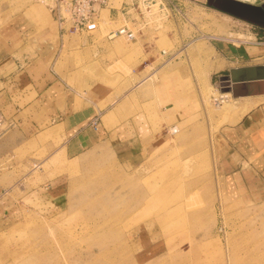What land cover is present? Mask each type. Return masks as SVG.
Masks as SVG:
<instances>
[{
    "label": "crops",
    "instance_id": "0c3cea01",
    "mask_svg": "<svg viewBox=\"0 0 264 264\" xmlns=\"http://www.w3.org/2000/svg\"><path fill=\"white\" fill-rule=\"evenodd\" d=\"M129 1L117 7L112 0L100 8L89 24H97L93 30L88 25L65 33L38 4L29 5L37 6L38 14L28 7L0 28V112L7 123L0 137V172L7 165L18 182L27 174L24 167H37L30 178L38 185L30 188L26 203L50 202L44 206L58 209L67 204L65 178L50 177L44 167L51 160H61L55 164L61 171L110 164L129 171L176 133L172 127L180 129L192 114V83L200 94L189 46L194 45L202 62L210 61L201 62L199 71L210 81L216 78L215 85L231 68L264 64L263 29L237 42L202 30L185 34L182 11L163 18L158 14L150 24L136 12H125ZM194 1L172 2L184 10ZM176 21L178 27H170L163 38L158 35L163 25L166 29ZM124 24L136 31L135 40L116 34ZM166 40L174 48H161ZM223 93L233 98L232 92ZM235 99L239 102L231 109L239 116L222 127L221 147L228 146L232 155L239 149L251 160H264V94ZM217 104L227 103L218 99Z\"/></svg>",
    "mask_w": 264,
    "mask_h": 264
},
{
    "label": "rangeland",
    "instance_id": "374dc122",
    "mask_svg": "<svg viewBox=\"0 0 264 264\" xmlns=\"http://www.w3.org/2000/svg\"><path fill=\"white\" fill-rule=\"evenodd\" d=\"M32 4L50 13L39 0H0V28ZM187 4L181 10L186 20L163 25L161 38L180 24L185 34L202 30L236 42L248 39L242 20L208 3ZM30 12L39 10L32 6ZM106 12L102 17L109 21ZM161 42V48H174ZM193 47L187 52L200 94L192 83V114L138 166L61 171L55 165L61 160H51L44 166L49 176L65 178L67 204L59 209L25 202L38 185L30 178L37 167H24L27 174L18 182L11 168L2 167L0 264H264V160L221 147V129L237 120L231 107L239 100L199 71L210 61L202 62ZM218 99L227 104L218 105Z\"/></svg>",
    "mask_w": 264,
    "mask_h": 264
},
{
    "label": "built area",
    "instance_id": "2783aa9c",
    "mask_svg": "<svg viewBox=\"0 0 264 264\" xmlns=\"http://www.w3.org/2000/svg\"><path fill=\"white\" fill-rule=\"evenodd\" d=\"M39 1L47 6L54 20L63 32L77 33L81 32L90 23L95 21L98 16L99 9L110 4L112 0ZM172 1L173 0H130L129 2H126V6L128 8L125 12H136L140 14V16L147 18L150 22H153V20L157 18L156 16H158V14H161L160 16L163 18L170 16V14H173L174 12L181 13V10H178L177 6H175ZM116 34L124 36L127 40H135L137 37L136 31L130 29L126 24L118 27ZM162 53L166 54V51L163 50ZM217 88H222V84H218ZM10 125L14 124L10 123ZM6 126V119L0 112V137Z\"/></svg>",
    "mask_w": 264,
    "mask_h": 264
},
{
    "label": "water",
    "instance_id": "95a60500",
    "mask_svg": "<svg viewBox=\"0 0 264 264\" xmlns=\"http://www.w3.org/2000/svg\"><path fill=\"white\" fill-rule=\"evenodd\" d=\"M209 5L242 20L245 37L251 38L254 29L264 30V2L253 4L243 0H208ZM222 90L233 97L264 94V64L231 68L222 76Z\"/></svg>",
    "mask_w": 264,
    "mask_h": 264
},
{
    "label": "bare ground",
    "instance_id": "6f19581e",
    "mask_svg": "<svg viewBox=\"0 0 264 264\" xmlns=\"http://www.w3.org/2000/svg\"><path fill=\"white\" fill-rule=\"evenodd\" d=\"M113 36H114V35H113ZM221 91H223L222 88H221ZM223 92H229V91H223ZM176 127H177V126H175V127L172 128V132H176V131L178 130V128H176Z\"/></svg>",
    "mask_w": 264,
    "mask_h": 264
}]
</instances>
